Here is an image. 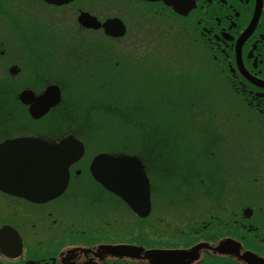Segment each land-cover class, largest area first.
I'll list each match as a JSON object with an SVG mask.
<instances>
[{
    "label": "rangeland",
    "instance_id": "374dc122",
    "mask_svg": "<svg viewBox=\"0 0 264 264\" xmlns=\"http://www.w3.org/2000/svg\"><path fill=\"white\" fill-rule=\"evenodd\" d=\"M110 8L109 10H106L103 8L102 0H95L92 9L100 8L104 12H109L111 14L118 15L119 13H123L126 18L128 17V26L130 28V34H135V26L141 25L140 19L138 17L129 15V10H127L126 7L120 6L119 0H110ZM79 3H73L70 6H61V7H55V10L53 9V16L57 17L56 20H58L62 25L63 29L67 30V27H69L70 30L72 29V26L74 25V17L75 13L77 11ZM90 7V6H87ZM40 14H43V11L40 9L38 10ZM134 14V13H133ZM66 17V20H65ZM148 17H145V20ZM28 19H30L28 17ZM143 26L145 28L151 29L152 23L149 21H142ZM39 26L41 27L40 33H45L44 31L46 28H44V20H38ZM42 25V26H41ZM59 27V26H58ZM13 35L15 36V39L18 40V44H9V48L11 50L12 54L7 55L8 57L16 58L17 61L6 65V70L8 67L12 64H17L20 68V71L15 74H7L0 73V109L2 106V103L5 101V98L9 96V87H6L10 82H13L15 78L21 80L20 85H22V80L25 79V83L23 84L26 87L34 88V89H41V85L46 80V76L51 74L54 71V68L52 66V62H54L59 52H57L56 48H59L58 44H52V42L44 41L40 44L41 40L38 38V34L36 33L35 36H33V39L29 44H23V36L24 33L20 29L19 31L12 30L11 31ZM65 34V32L63 33ZM41 37V34H39ZM122 40L123 45H127L124 48H133L135 50L136 48H141V45L136 42L135 40L132 41H123V38H116L114 40V43L110 42V40H106V42H109L111 44L116 45L121 52H123V48L120 44ZM106 46H109L105 44ZM155 46L154 44H145V47L142 48H148V46ZM25 50H31L33 49L34 57L29 56L27 53L28 51ZM157 47V46H156ZM75 49V47L73 46ZM198 52V55H202V52L200 50H196ZM57 52V53H56ZM100 53V51H98ZM115 52H117L115 50ZM164 53V51L162 50ZM101 54V53H100ZM117 54V53H116ZM6 56V57H7ZM165 57V55L163 54ZM23 59V60H21ZM90 60L93 61V64L95 66V63H98L102 68H104L107 72L109 70L113 71L116 69V71L113 74H107L105 70H96L99 74H104L108 77V81L105 78L101 79L102 83L105 84H98L97 82L94 84L93 81L90 82V84H78L76 81L78 79L76 77H73V72L67 74L68 81L72 83L70 87L67 90L62 91L67 92L68 94L73 95V99H71V107L74 108L78 100L76 97L78 95H86L91 94L93 97H105L104 100L106 103L102 104L103 109H96L95 112L100 111L102 113V116L94 120L93 127L94 132L97 135V137H91L89 142L98 144V150L99 148H111L121 145L119 148L125 149L129 148L126 141L128 140L129 144H133V147L143 148L144 145L142 143L141 133H143L146 130H149V133L147 134V137L153 138L152 133L150 130L154 127L152 124V120L150 117L145 114L144 112H140L141 109L146 108L145 104H149V98L147 95H151L153 97L154 103L151 104L153 107H149L151 110L155 111L156 114L160 117L162 124H160L159 128L162 130V132H176L177 129H181V120L178 119H172V115L169 116H162L161 113L157 112L155 110L154 105L158 101H168V102H178V101H185L184 89H182L185 85L182 83L179 79H173L172 72L176 71L177 68H175V63H172L170 60L166 58L158 56H154V52L151 51L148 54V58L140 59V60H131L126 59L125 61H122L119 56H116V58L108 59V56L106 55H93L90 57ZM26 62L24 64L23 62ZM41 63V67H38L37 63ZM161 62H169L170 65L165 66V69L160 72H153L151 68H155V66H159V63ZM23 68L27 70V72L23 73ZM29 70V71H28ZM26 73H28L26 77ZM92 72H90L89 77L91 78ZM76 80H74V79ZM125 78V81L122 79ZM37 81H35V80ZM16 81V80H15ZM122 83V88L132 91L135 90L139 92L138 97L134 98L138 103L143 102V106L137 107V108H131V105L126 104L125 110L123 108H119L118 111L121 113V115H116L114 112L116 110V106L114 105V94H115V87L118 85V83ZM192 82L196 85L197 90L204 91L198 92L200 96H205L210 100H214L215 97H218V92L216 89V83L213 78V76L206 74L203 77H197L196 79L193 78ZM14 84H16L14 82ZM29 84V85H27ZM61 84L63 85V82L61 81ZM223 84V82H222ZM13 85L10 84V86ZM32 85V86H31ZM40 87V88H39ZM33 89V90H34ZM195 90V88H193ZM190 93H193L192 90H190ZM142 94V95H141ZM145 95V96H144ZM108 96V97H107ZM100 98V97H99ZM109 98V99H108ZM4 106H6V101L4 102ZM110 109V111L108 110ZM73 109H69L65 113V118H68V113L71 112ZM113 112V113H112ZM218 115L223 119L224 121V128L226 130V134L228 135V139L231 140V145L233 143V137H234V131H233V119L231 115V109L227 107L225 104H222L219 108ZM11 116V115H10ZM10 116L3 118V115L0 113V128L3 130H6V124L9 122V128L10 130L13 128V126L19 127L20 123L23 121V116L21 117V114L17 109L12 110V116L14 118V121L17 123L20 120V123L13 124V120L10 119ZM8 118V119H7ZM64 119V118H62ZM120 119L122 124L120 126L117 125V120ZM157 118V120H160ZM8 120V121H7ZM51 124L53 126L57 125L54 121V119H49ZM58 122V120H56ZM169 124L171 127L166 128L165 125ZM61 127L60 124L58 128ZM60 129V128H59ZM7 131V130H6ZM9 133V131H7ZM195 134L199 136V133L195 130ZM246 131H242V134L237 136L235 138L236 140V149L238 147H244L246 148V143L248 141L247 138H244V134H246ZM113 136L115 138H118L119 140L115 141L112 139H105L103 136ZM162 135V134H161ZM160 136H158L155 140L156 149L151 151L152 156L154 158L149 159V162L151 163L152 170L157 171L158 176H160V180L164 179L166 183H169L170 180H168L171 176L170 170L167 168L168 166L164 167L163 165L166 162V146L163 145L160 142L159 139ZM195 138V137H194ZM203 138V137H202ZM186 139L183 140V143ZM190 145H194V148H190V155L189 159L193 160L194 157L198 154V151L202 153L206 151L205 148L203 149H195L196 146H200L198 144H193V142H190ZM95 150V149H94ZM95 150V151H96ZM174 151L179 152L178 149L174 148ZM213 155L216 156V158L220 155V149L217 145H213ZM158 158H161V160H158ZM209 158V157H208ZM158 160V162L155 164V160ZM203 166L206 167V170L209 173H212L215 169L214 164L211 163L210 158L207 159L205 162H203ZM157 168V169H156ZM216 172L218 171L216 167ZM167 172L166 175H164L163 172ZM236 174L234 169H230V177H234ZM74 180V179H73ZM79 180L85 181L84 178H79ZM79 186H75L74 190H76ZM66 195V194H65ZM64 195V196H65ZM216 199L221 200L222 194H216ZM160 209L158 213L161 211ZM242 210V209H241ZM191 209H186L184 211V214L187 212H190ZM117 213H120V211H117ZM239 223L241 224V219H238ZM234 223V222H233ZM246 224H249V220H246ZM115 231L120 232L121 229H116ZM210 231V230H209Z\"/></svg>",
    "mask_w": 264,
    "mask_h": 264
},
{
    "label": "flooded vegetation",
    "instance_id": "af4514ba",
    "mask_svg": "<svg viewBox=\"0 0 264 264\" xmlns=\"http://www.w3.org/2000/svg\"><path fill=\"white\" fill-rule=\"evenodd\" d=\"M79 2L78 13L95 5V0H73L63 6ZM108 3L109 0H102V5ZM20 4L36 10L42 3L40 0H0V21L12 12L13 6ZM138 4L137 10L144 16L165 12L177 20V25H183L189 34L185 41L199 45L217 60L223 74L230 75L236 82L232 81L237 94L256 110L259 121L264 124V0H192V6L183 14L161 1L140 0ZM37 233L27 234L22 241L28 246V252L23 251L17 258H6L1 264H61L58 246L36 239ZM87 256L92 258L89 253ZM97 263L144 264L109 259Z\"/></svg>",
    "mask_w": 264,
    "mask_h": 264
},
{
    "label": "water",
    "instance_id": "95a60500",
    "mask_svg": "<svg viewBox=\"0 0 264 264\" xmlns=\"http://www.w3.org/2000/svg\"><path fill=\"white\" fill-rule=\"evenodd\" d=\"M111 22L108 21L106 24L102 25L105 28V31L108 34H113V28L110 27ZM80 154V150L76 145V142L70 138L64 139L62 142H60L58 145L55 146H47L45 149H43V154L40 156L41 160H45V162H43V166H47V168L53 163L56 166H64V170L66 166L69 163L70 159H75L76 157H78V155ZM56 158H62L63 161H59ZM52 162V163H51ZM103 162H108L110 165L112 166H116V168H120L122 164L124 163H120L119 158L116 159H110L108 157H102V156H98L96 158L95 164H94V171L96 172L98 177H101L104 181L105 184L112 190H114L115 192L119 193L120 190V186L119 184L110 182V179L108 177L103 176L100 172L102 171V164ZM131 164H134L136 166H138L137 162H132ZM126 165H129L126 163ZM45 170V169H43ZM136 173L141 175L140 171L135 169ZM123 172V171H121ZM125 173V172H123ZM60 177H58V181L57 183H63L66 180L65 174L63 172H60L58 174ZM142 176V175H141ZM55 184L52 185H47L46 188L49 190H52ZM144 189V187H143ZM224 245V243L220 244L216 249H221L220 247H222ZM184 255L186 256V253H182V252H177L174 255H171L170 257L172 258V260L174 261H179L181 260Z\"/></svg>",
    "mask_w": 264,
    "mask_h": 264
},
{
    "label": "trees",
    "instance_id": "16d2710c",
    "mask_svg": "<svg viewBox=\"0 0 264 264\" xmlns=\"http://www.w3.org/2000/svg\"><path fill=\"white\" fill-rule=\"evenodd\" d=\"M97 78H98V79H95V80H93V81H95V82H97V83H101V79L104 78V76L101 75V74H97ZM115 114H117V113L115 112Z\"/></svg>",
    "mask_w": 264,
    "mask_h": 264
}]
</instances>
